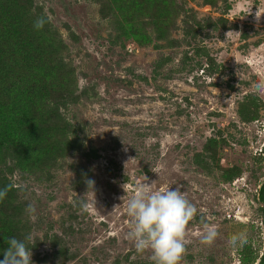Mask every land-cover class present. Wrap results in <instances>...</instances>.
<instances>
[{"label": "rangeland", "instance_id": "rangeland-1", "mask_svg": "<svg viewBox=\"0 0 264 264\" xmlns=\"http://www.w3.org/2000/svg\"><path fill=\"white\" fill-rule=\"evenodd\" d=\"M32 6L74 71L75 98L64 104L56 95L59 104L44 105V121L67 126L57 138L64 149L46 152L37 142L23 159L13 143L34 147L26 123L36 113L22 92L31 70L14 57L20 77L0 86V189L9 187L0 202V259L5 237L31 234L34 264H152L127 236V203L147 180L155 189L179 188L218 226L209 245L203 217L190 223L181 264H256L264 251V99L254 85L264 76V20L257 26L255 12H264V0H174L162 34L145 17L148 42L95 0ZM49 133L44 140L58 135ZM30 203L34 219L25 212ZM244 230L250 243L231 247L229 236Z\"/></svg>", "mask_w": 264, "mask_h": 264}, {"label": "trees", "instance_id": "trees-1", "mask_svg": "<svg viewBox=\"0 0 264 264\" xmlns=\"http://www.w3.org/2000/svg\"><path fill=\"white\" fill-rule=\"evenodd\" d=\"M95 1L101 2L103 13L106 10L109 11L110 14L117 17L121 24L126 20L125 32L127 31L140 42L149 41L148 36L141 30V24L145 23L146 16L157 20L158 29L162 34L164 32L161 29L163 27L161 24H164L163 19L169 18L176 8L174 0ZM208 1L213 2L214 0ZM32 4L33 0H0V86L3 80L7 83L10 82L13 73L20 77L24 67L18 62H14V57L23 58L24 65L31 70L30 77L23 83L22 92L26 109L30 110L31 108L30 112L36 113L31 118L32 122L26 123L27 130L34 132V138L30 142L34 147L17 137L13 143V146L20 148L19 152L23 159H28L33 150H36L37 142L40 145L45 142V146L42 145V147L46 152L48 150L45 147L49 146H58L56 151L59 153L64 149V145L62 147L57 138L65 133L67 126L58 122L51 126L47 121H44V105L47 100L54 99L57 102L56 95H59L64 104L68 103L72 97L75 98V92L72 89L75 80L74 71L59 58L61 47L50 36L49 31H44L36 23ZM162 15L165 17L163 18ZM35 23L40 29L35 27ZM1 91L4 92L2 88H0V93H2ZM58 104L56 105L58 106ZM51 130H55L58 135L52 139L44 140L49 136ZM3 139L6 138H2L0 147L6 141ZM258 195L259 201L264 204V183L261 185ZM249 260L248 256L243 258L245 263ZM256 264H264V251Z\"/></svg>", "mask_w": 264, "mask_h": 264}, {"label": "clouds", "instance_id": "clouds-1", "mask_svg": "<svg viewBox=\"0 0 264 264\" xmlns=\"http://www.w3.org/2000/svg\"><path fill=\"white\" fill-rule=\"evenodd\" d=\"M250 13L251 11L248 12ZM262 20L264 12L257 8V26ZM236 61L239 64L238 59ZM237 75L239 76V70ZM254 87L260 98L264 99V76L260 77ZM85 183L87 192H95L94 180L86 178ZM123 188L127 192L126 186ZM8 191L9 187L0 189V202L6 198ZM79 207L85 212H90V204L85 201H80ZM35 211V206L31 203L25 209L31 219H34ZM127 215L132 218L127 233L128 239L134 243L138 253H151L152 264H181L189 243L188 226L198 215L203 217L202 243L212 244L219 234L218 226L204 216L179 188L155 189L153 183L147 180L138 185L135 195L128 201ZM258 227L264 232V224H259ZM5 242L9 247L3 250L0 264H34L32 248L35 244L31 234L26 235L24 239L5 237ZM228 243L231 247H245L250 243L247 231L231 234Z\"/></svg>", "mask_w": 264, "mask_h": 264}]
</instances>
